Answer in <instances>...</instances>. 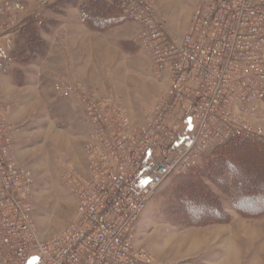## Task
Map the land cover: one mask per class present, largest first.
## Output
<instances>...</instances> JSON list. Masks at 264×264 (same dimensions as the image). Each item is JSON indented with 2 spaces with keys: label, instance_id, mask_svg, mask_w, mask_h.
I'll list each match as a JSON object with an SVG mask.
<instances>
[{
  "label": "built area",
  "instance_id": "2783aa9c",
  "mask_svg": "<svg viewBox=\"0 0 264 264\" xmlns=\"http://www.w3.org/2000/svg\"><path fill=\"white\" fill-rule=\"evenodd\" d=\"M137 2L126 15L140 24L139 39L166 93L143 126L119 103H79L77 111L93 126L87 172L66 171L76 215L49 239L34 221L35 177L16 159L0 90V264H160L134 241L160 187L218 143L264 141L257 123L264 103V0H199L181 38L167 34L151 3ZM27 12L21 0H0V75L14 62ZM55 91L64 98L74 92L61 84Z\"/></svg>",
  "mask_w": 264,
  "mask_h": 264
},
{
  "label": "rangeland",
  "instance_id": "374dc122",
  "mask_svg": "<svg viewBox=\"0 0 264 264\" xmlns=\"http://www.w3.org/2000/svg\"><path fill=\"white\" fill-rule=\"evenodd\" d=\"M21 1L28 12L20 25L14 62L0 75V88L4 89L2 103L6 94L7 103L33 106L27 110V120L12 125L14 135L31 137L24 147L32 149V157L24 163L37 179L34 221L40 235L49 239L63 232L76 215L75 197L64 181L66 171L70 166L86 171L82 169L86 168L83 148L87 124L92 130L93 126L77 111L79 103H119L136 125L143 126L167 86L154 74L153 61L139 39L140 24L126 15V8L140 0H119L129 21L103 29L84 20L83 5H89L87 15H94L97 0ZM98 1L103 3L102 11L113 2ZM145 1L165 21L167 34L180 38L188 31L199 3ZM30 26L40 41L36 36L28 40L32 32H24ZM35 48L41 50L36 56ZM58 84L73 88L72 96L59 95ZM11 105H3L6 112L13 109ZM70 117L86 126H73ZM257 123L264 127V103ZM227 143L240 146L226 141L205 150L190 170L174 174L180 177L168 179L148 203L134 241L156 263L264 264V156L249 148L231 155L237 173L215 171L209 176L208 165L223 160L211 153ZM253 144L264 145V141Z\"/></svg>",
  "mask_w": 264,
  "mask_h": 264
},
{
  "label": "trees",
  "instance_id": "16d2710c",
  "mask_svg": "<svg viewBox=\"0 0 264 264\" xmlns=\"http://www.w3.org/2000/svg\"><path fill=\"white\" fill-rule=\"evenodd\" d=\"M96 5H98L95 9L94 15H87L88 14V4L83 5V13H84V20L86 23L92 25V27L97 28V29H103V28H108L111 27L113 25H117L122 23L123 21H129L128 18H126L121 10L120 7V2L119 0H113L112 3H109V5H107L106 7V11H102L100 7V5L102 6V1H96ZM109 10V11H107ZM116 13V15H114ZM100 19L103 20V22H99ZM34 27L30 26L29 29H27L26 32H24V34H30L32 32V30L34 31ZM35 34L33 35V32L30 34V36L28 37V40H30L31 42L33 41V36H36V38L38 39V41H40L39 39V35L37 34V32H34ZM31 38V39H30ZM37 48V47H36ZM34 49L32 50L34 52V55H38L40 54L41 50L40 49ZM264 145L262 144H253V143H247V144H243V145H234L233 143H227L224 144L218 148H216L211 155L212 156H222L223 160L222 162L218 163H211L208 165V168L210 169V175L212 176L213 174H215L214 172L217 171L218 174L224 172L225 170H227L228 172H238V168L237 166L235 167L234 165V161L232 160V156L233 154H237V153H244V151H246L247 149H252V150H260L258 152H261L260 154H263L262 156H264V149H263ZM225 151V152H223ZM230 153H229V152ZM222 152V153H221ZM228 152V153H226ZM232 155V156H231ZM238 155V154H237ZM206 160L209 161V158H207ZM227 167V168H226ZM202 169V167L200 168ZM208 176V177H209ZM176 177H180V176H172L171 178H169V180H173L176 179ZM243 198H247V197H243ZM244 199V200H245Z\"/></svg>",
  "mask_w": 264,
  "mask_h": 264
},
{
  "label": "crops",
  "instance_id": "0c3cea01",
  "mask_svg": "<svg viewBox=\"0 0 264 264\" xmlns=\"http://www.w3.org/2000/svg\"><path fill=\"white\" fill-rule=\"evenodd\" d=\"M78 73H80V72H78ZM1 88H0V90L3 92L4 89H1ZM4 102H5V103H3L4 106H8V105L13 104V106L11 105L13 109H11V111H7L5 113L11 124L18 126L23 121H25V120H27L29 118V116L27 115L28 114L27 110H29V108H32L33 106L28 107V105H25V103H18V102L7 103L6 94H4ZM64 102L68 103L67 100H65ZM69 122H70V124H72L73 126H76V127H77L78 124H81V123H83V126L85 125V123L82 122L77 117H75V118L74 117H70L69 118ZM87 130H88V133H87V138H86V142L85 143H88V141L90 140V137H91V135L93 133L92 127H90V125H88V124H87ZM30 141H31V137H29L28 134L20 133V134L14 135V152H15L16 159H17V161L19 162L20 165H22V166H24V167H26V168H28V169H30L32 171V173H33V175L35 177V186H34V193H35V187H36V181H37L36 174L34 173V171L30 167H28L24 163L27 160H29V158L31 160V157H32V152H31L32 149L24 147V145H25L24 142H30ZM83 154H84V158H85L86 168H85V165H84V168H82V169H83V171H85V169H86V171H85V173H86L87 172V163H86V156H85V148H83ZM75 204H76V202H75ZM76 209H77V205H76ZM41 237L43 239H46V237H44L43 235H41Z\"/></svg>",
  "mask_w": 264,
  "mask_h": 264
}]
</instances>
